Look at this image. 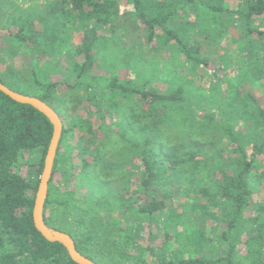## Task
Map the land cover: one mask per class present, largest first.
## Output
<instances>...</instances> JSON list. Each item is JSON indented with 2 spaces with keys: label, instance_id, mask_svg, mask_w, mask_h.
<instances>
[{
  "label": "trees",
  "instance_id": "trees-1",
  "mask_svg": "<svg viewBox=\"0 0 264 264\" xmlns=\"http://www.w3.org/2000/svg\"><path fill=\"white\" fill-rule=\"evenodd\" d=\"M130 1L135 19L147 27L146 41L156 44L159 49L174 45L188 61L199 65L207 64L208 59L202 54L199 44L189 46L181 36L176 27L180 11L188 5L197 4L207 8L214 20L224 14L236 16L245 26L248 45L251 44L252 47V59L240 79L244 84L256 83L258 86L260 82L264 83V63L254 55L260 54L261 50L251 43L254 33L259 38H264V0H240L234 10L224 7L226 0ZM122 15L127 17V11L120 0H50L46 15L38 22L32 18L17 20L9 33L12 53L15 54L20 49L21 52L29 53L33 67L26 74L25 84L15 77L16 73H12V70L4 75L0 74L1 82L13 90L37 96L47 102L63 121L62 136L44 207L45 222L70 234L77 249L99 264H264V200L254 204V215H248L252 196L264 182L263 175L257 174L256 169L258 156L264 155V107L250 92L246 99L241 93V85L237 84L234 86L236 97H233L236 108L244 107L252 100L245 117L242 115L243 111L238 115V121L244 125L245 130L237 128L238 124L233 125L225 112L220 113V118H216V121L227 138L226 146H221L218 152L211 146H199L195 151L202 156L199 162L202 175L200 179L193 178L191 183L195 196L201 201L194 198L190 205L195 212L204 216V222L214 220L216 225L222 226V231L215 240L207 237L210 225L206 223L201 225L200 233L195 232L193 237L192 234L188 235L195 247L196 256L186 258L177 256L175 252L172 256H167L165 249L173 241L182 240L179 239L180 231L175 236L169 230H165L164 242L158 251L149 245L139 246L138 239L125 234L120 240L122 251L119 255L115 257L112 250L107 254H100L91 232L85 233L79 231V228L65 226V213H61L58 218V214L54 212V206L59 209L70 206L74 195L69 189H60L54 181L59 170L70 171L72 157L67 155L68 148L80 146L72 145L69 141L89 134L94 145L91 152L99 157L98 139H103L107 131L113 129L114 123L105 120V105L116 112V132L124 138H127L129 131L126 126L120 125L119 116L123 106L134 98L143 101L149 111H154L159 116L169 117L179 108L186 109L185 91L182 87L172 92L158 93L146 86L121 81L118 75L99 77L92 73L95 64L94 49L101 37L100 28L110 26L113 31ZM130 29L132 28L128 26L127 32ZM59 30L62 34H59ZM74 30L81 35L78 42L73 41ZM51 53L67 54L73 83L52 76L42 68V60ZM68 92H79L87 100H95V118L81 115L70 117L53 103L55 101L62 105L58 96ZM52 133L53 125L44 113L30 104L13 100L0 91V264H78L71 259L63 244L47 240L36 229L32 216L35 194ZM160 143L158 129L151 130L143 140L134 143L138 157L134 167L139 182L132 192L122 195L118 204L121 209L136 212L134 217L137 221L146 219L151 222L165 208V197L157 199L154 191L182 164L177 157L163 154ZM226 149L234 153L231 162L226 160ZM35 151H41L36 174H23L20 167L24 154ZM187 155L193 156L195 153L190 151ZM82 165V170H86L90 164L84 159ZM163 195L168 194L164 192ZM141 198L144 201L138 204ZM110 204L113 206V201ZM183 213L176 212L173 224H180L178 221ZM243 234L245 239L241 237ZM208 241L214 246L211 254L204 251ZM240 244L245 245V253H241ZM137 247L139 252L133 253ZM128 248L133 249L128 251Z\"/></svg>",
  "mask_w": 264,
  "mask_h": 264
},
{
  "label": "rangeland",
  "instance_id": "rangeland-1",
  "mask_svg": "<svg viewBox=\"0 0 264 264\" xmlns=\"http://www.w3.org/2000/svg\"><path fill=\"white\" fill-rule=\"evenodd\" d=\"M49 2L50 0H0V74L4 75L12 70V73H16L15 77L25 84L26 74L31 71L33 62L30 54L21 52V49L15 54L12 53L9 33L17 20L32 18L38 22L46 15ZM239 2L240 0H226L224 7L234 10ZM120 4L127 11V17L122 15L113 31L110 26L100 28L101 37L95 45L92 73L99 77L118 75L121 81L146 86L158 93L172 92L182 87L185 91L186 109L179 108L169 117L159 116L154 111H149L143 101L134 98L123 106L119 116L120 125L126 126L129 131L127 138H124L116 132V112L105 105V120L114 123L113 129L108 130L103 139H98L99 157L91 152L94 145L89 134L69 141L72 145L80 146L68 148L67 155L72 157L70 171L59 170L54 181L60 189H69L74 195L70 206L62 209L54 206V212L58 214V218L61 213H65V226L79 228V231L85 233L91 232L93 240L97 241L96 248L101 251L100 254H107L112 250L115 257L119 255L122 251L120 240L125 234L138 239L139 246L149 245L158 251L164 242L165 230H169L175 236L180 231L179 239L182 240L173 241L165 249L167 256H172L174 252L177 256L186 258L196 256L195 247L188 235L192 234L193 237L195 232L200 233L201 225L206 223L210 225L207 237L215 240L221 233L222 226L216 225L214 220L204 222V216L195 212L190 205L194 198L201 201L195 196L196 192L191 183L193 178L200 179L202 175L199 171L202 156L195 151L199 146H211L218 152L221 146H226L227 138L216 121V118H220V113L225 112L233 125L238 124L237 128L245 130L244 125L238 121V115L243 111L242 115L245 117L252 100L244 107L236 108L234 86L241 85V93L246 99L250 92L264 107V83L260 82L256 86V83L244 84L240 79L252 59V47L251 44L248 45L245 26L236 16L224 14L214 20L207 8L197 4L188 5L180 11L176 27L181 36L189 46L199 44L202 54L208 59L207 64L199 65L188 61L174 45L159 49L156 44L146 41L147 27L135 19L131 1L120 0ZM128 26L132 28L129 32ZM58 32L62 34L60 30ZM73 34V41L78 42L81 35L75 30ZM253 38L251 43L261 50L260 54H254L255 58L264 63V38H259L256 33ZM41 63L42 68L52 76L73 83L67 54L51 53ZM58 99L62 105L55 101L53 103L70 117L81 115L95 118V100H87L82 93L68 92L59 95ZM153 129L160 131V150L163 154L177 157L182 164L154 191L157 199L165 197V208L151 222L146 219L137 221L134 217L136 212L132 209H121L118 201L123 194L132 192L139 182L134 167L138 160L134 143L143 140ZM190 151L195 155L188 156L187 152ZM40 154L41 151L26 152L20 171L29 176L35 175ZM224 154L226 160L231 162L234 153L226 149ZM84 159L90 164L86 170H82ZM257 161V174L264 177V155L258 156ZM164 192L168 195L164 196ZM143 199H139L138 204H142ZM263 200L264 182L252 196L248 215H254V204ZM110 201H113V206ZM178 211L184 213L178 221L180 224L176 225L173 221ZM261 215L260 213L259 216ZM241 237L246 238L245 234ZM239 247L241 253H245V245L240 244ZM130 249L133 248L127 250ZM137 250L139 247L133 253H138ZM204 251L211 254L214 246L208 241Z\"/></svg>",
  "mask_w": 264,
  "mask_h": 264
},
{
  "label": "water",
  "instance_id": "water-1",
  "mask_svg": "<svg viewBox=\"0 0 264 264\" xmlns=\"http://www.w3.org/2000/svg\"><path fill=\"white\" fill-rule=\"evenodd\" d=\"M0 91L13 100L30 104L44 113L53 125V133L44 158L43 170L39 178L32 210L36 229L49 241L63 244L72 260L78 264H99L80 252L74 238L63 230L48 225L44 220V207L48 197L49 182L52 176L57 149L63 131V121L55 109L37 96L28 95L11 89L0 80Z\"/></svg>",
  "mask_w": 264,
  "mask_h": 264
}]
</instances>
